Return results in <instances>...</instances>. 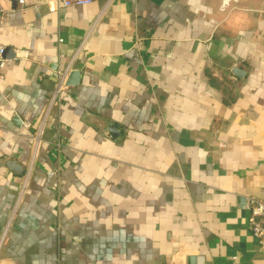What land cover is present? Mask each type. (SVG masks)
Here are the masks:
<instances>
[{"label":"crops","instance_id":"crops-1","mask_svg":"<svg viewBox=\"0 0 264 264\" xmlns=\"http://www.w3.org/2000/svg\"><path fill=\"white\" fill-rule=\"evenodd\" d=\"M27 1L1 2L0 264H264V0Z\"/></svg>","mask_w":264,"mask_h":264},{"label":"built area","instance_id":"built-area-1","mask_svg":"<svg viewBox=\"0 0 264 264\" xmlns=\"http://www.w3.org/2000/svg\"><path fill=\"white\" fill-rule=\"evenodd\" d=\"M2 0H0V16L4 15L7 11L1 4ZM91 0H43L41 3L44 4L48 10V12H58L62 8H66L69 6H79L86 5L90 3ZM31 4L27 0H16V7L19 10H23L30 6ZM61 41V39H60ZM5 47L0 45V77L1 74L6 67L8 60L4 57ZM68 71L60 72L57 75V81L54 93L51 96V104L55 101L60 100V96L65 89L66 79H67ZM34 156H32L33 158ZM30 159L29 166L23 174V183L20 188V192L18 198L16 200V204L19 202L22 194L25 191L27 181L29 179V175L31 172V166L33 163V159ZM263 197L258 198L255 196H250L246 200L245 207L249 212L248 224L250 233L259 241V243L264 244V190Z\"/></svg>","mask_w":264,"mask_h":264},{"label":"water","instance_id":"water-1","mask_svg":"<svg viewBox=\"0 0 264 264\" xmlns=\"http://www.w3.org/2000/svg\"><path fill=\"white\" fill-rule=\"evenodd\" d=\"M13 2V4L15 5L16 0H11ZM4 57H6V50L4 52ZM233 73L240 77L242 74V70H240L239 68H237L236 66H234L233 69ZM79 79V73L78 71H72L69 73L67 79H66V86L68 85H72V84H76L77 81ZM7 163H9V167L11 168V170H13L14 172L18 173V174H22L23 172V166L17 164L14 162V160H9L7 161ZM187 264H203V258L201 256H193V255H189L187 257Z\"/></svg>","mask_w":264,"mask_h":264}]
</instances>
